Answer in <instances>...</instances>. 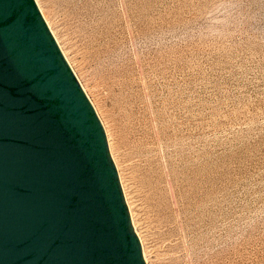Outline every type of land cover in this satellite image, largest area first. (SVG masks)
Masks as SVG:
<instances>
[{
	"label": "rangeland",
	"instance_id": "1",
	"mask_svg": "<svg viewBox=\"0 0 264 264\" xmlns=\"http://www.w3.org/2000/svg\"><path fill=\"white\" fill-rule=\"evenodd\" d=\"M37 4L149 264H264V0Z\"/></svg>",
	"mask_w": 264,
	"mask_h": 264
},
{
	"label": "water",
	"instance_id": "2",
	"mask_svg": "<svg viewBox=\"0 0 264 264\" xmlns=\"http://www.w3.org/2000/svg\"><path fill=\"white\" fill-rule=\"evenodd\" d=\"M0 264H147L103 122L36 0H0Z\"/></svg>",
	"mask_w": 264,
	"mask_h": 264
},
{
	"label": "bare ground",
	"instance_id": "3",
	"mask_svg": "<svg viewBox=\"0 0 264 264\" xmlns=\"http://www.w3.org/2000/svg\"><path fill=\"white\" fill-rule=\"evenodd\" d=\"M36 2L38 3V0H36ZM45 19H46V17H45ZM46 21H47V24H48V26H49V28L51 29V32L53 33V35H54V37H55V39L57 40V42H58V44H59V46H61L60 45V43H59V40L57 39V37H56V35H55V33H54V31H53V29L51 28V25H50V23L48 22V20L46 19ZM61 48V47H60ZM61 50H62V52H63V54L65 55V52L63 51V49L61 48ZM65 57L67 58V56L65 55ZM68 60V59H67ZM68 62H69V60H68ZM69 64H70V62H69ZM71 65V64H70ZM80 83H81V81H80ZM81 85H82V83H81ZM82 87H83V85H82ZM83 89H85L84 87H83ZM93 104V103H92ZM94 105V104H93ZM106 129V128H105ZM109 137V136H108ZM132 218H133V215H132ZM134 222V221H133ZM136 228V227H135ZM138 233V232H137ZM139 238H140V240H141V243H142V246H143V249H144V244H143V240L141 239V236L139 235ZM146 252H145V249H144V255H145V259H146V262H147V264H149V262H148V260H147V256H146V254H145Z\"/></svg>",
	"mask_w": 264,
	"mask_h": 264
}]
</instances>
